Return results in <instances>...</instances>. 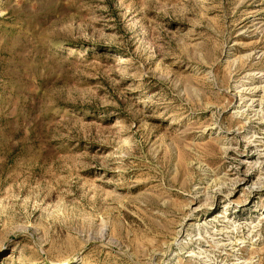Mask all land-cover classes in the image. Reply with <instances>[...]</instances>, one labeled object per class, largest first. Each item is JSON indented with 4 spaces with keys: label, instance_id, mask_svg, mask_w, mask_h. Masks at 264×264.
Returning <instances> with one entry per match:
<instances>
[{
    "label": "rangeland",
    "instance_id": "374dc122",
    "mask_svg": "<svg viewBox=\"0 0 264 264\" xmlns=\"http://www.w3.org/2000/svg\"><path fill=\"white\" fill-rule=\"evenodd\" d=\"M0 264H264V0H0Z\"/></svg>",
    "mask_w": 264,
    "mask_h": 264
}]
</instances>
